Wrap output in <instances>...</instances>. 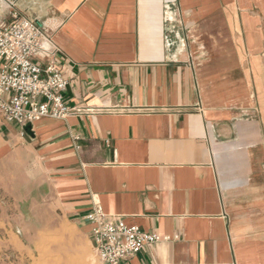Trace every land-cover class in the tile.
<instances>
[{"label": "crops", "instance_id": "0c3cea01", "mask_svg": "<svg viewBox=\"0 0 264 264\" xmlns=\"http://www.w3.org/2000/svg\"><path fill=\"white\" fill-rule=\"evenodd\" d=\"M13 8L51 38L75 108L0 115V183L23 212L89 236L98 203L179 236L124 264H264V0H0V22Z\"/></svg>", "mask_w": 264, "mask_h": 264}, {"label": "built area", "instance_id": "2783aa9c", "mask_svg": "<svg viewBox=\"0 0 264 264\" xmlns=\"http://www.w3.org/2000/svg\"><path fill=\"white\" fill-rule=\"evenodd\" d=\"M11 11V21L0 22V115L21 127L45 117L66 118L75 108L65 99L70 80L56 47L41 24L17 9ZM37 56L46 62L35 61ZM84 219L103 264H124L145 246L179 237L145 231L120 215L108 219L98 203Z\"/></svg>", "mask_w": 264, "mask_h": 264}, {"label": "rangeland", "instance_id": "374dc122", "mask_svg": "<svg viewBox=\"0 0 264 264\" xmlns=\"http://www.w3.org/2000/svg\"><path fill=\"white\" fill-rule=\"evenodd\" d=\"M11 186L0 183V264H103L79 225L51 211L40 209L38 220L23 212Z\"/></svg>", "mask_w": 264, "mask_h": 264}]
</instances>
